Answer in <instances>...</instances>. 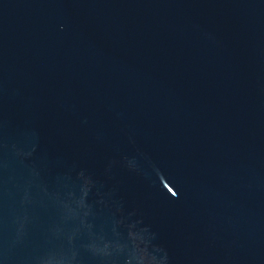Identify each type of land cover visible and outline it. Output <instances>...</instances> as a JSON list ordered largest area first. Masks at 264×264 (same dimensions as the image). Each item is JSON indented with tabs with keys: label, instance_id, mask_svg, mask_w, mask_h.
Listing matches in <instances>:
<instances>
[{
	"label": "water",
	"instance_id": "water-1",
	"mask_svg": "<svg viewBox=\"0 0 264 264\" xmlns=\"http://www.w3.org/2000/svg\"><path fill=\"white\" fill-rule=\"evenodd\" d=\"M0 264H264V0H0Z\"/></svg>",
	"mask_w": 264,
	"mask_h": 264
}]
</instances>
